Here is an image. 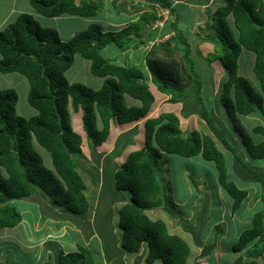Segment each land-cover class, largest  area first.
<instances>
[{
    "label": "trees",
    "instance_id": "obj_1",
    "mask_svg": "<svg viewBox=\"0 0 264 264\" xmlns=\"http://www.w3.org/2000/svg\"><path fill=\"white\" fill-rule=\"evenodd\" d=\"M156 1L137 20L117 31L105 32L100 24L91 23L68 41L62 40L56 29L43 26L28 13H20L14 22L0 30V72H17L27 78L30 87L27 100L37 111L31 117L18 114V93L0 88V230L16 228L22 223V214L13 201L30 199L38 189L69 212L81 215L89 211L87 185L78 170L83 137L73 127L71 106L76 113L82 111L87 145L96 150L108 139L112 123L128 124L147 117L156 99L150 88L149 73L159 92L168 95L171 102L184 98L188 86L200 84L190 42L196 14L188 11L183 14L185 3L182 2L177 8L173 0ZM30 4L47 18L64 15L92 18L104 8L105 0H30ZM163 10L169 11V19L163 27L154 28L163 20L160 15ZM185 14L189 17L185 18ZM211 19L215 32L210 37L200 36L198 42L213 43L218 59L228 72V80L220 87V98L227 113L232 117L256 112L264 116V0H224ZM179 24H184L187 31L181 30ZM216 24L218 30L214 28ZM168 34L172 35L163 40ZM135 43L144 46L154 43L143 68L134 65L129 56L124 58L130 64H118L103 55L109 46L127 51ZM244 48L255 55L253 71L262 92L239 73ZM177 52L182 54V61L176 57ZM76 55L90 61L91 74L103 79L100 88H88L68 80L66 72L74 64ZM201 88V84L197 86L196 94L200 112L195 113L205 118L220 142L242 163L240 167L246 170V176L264 183V178L241 161L223 132L215 128ZM126 96L138 104L128 105ZM252 132L262 135L263 139L258 143L252 139L245 142L246 148L252 159L263 160L264 125L254 126ZM34 141L51 155L52 169L46 166ZM119 152L117 149L114 155ZM165 153L185 158L201 156L213 162L220 185L233 199V213L248 197V191L229 179L225 155L212 134L197 130L184 132L179 116L174 113L146 119L144 145L130 152L113 173L115 188L133 196L119 209L123 248L139 253L146 243L147 263L187 264L191 254L189 243L171 233L163 219H152L147 214L161 205L167 209L172 202L161 178ZM222 230L218 227L219 233ZM211 242L208 255L216 246V242ZM232 249L241 253L232 264H245L246 258L247 264H264V209L254 214L251 225L240 233ZM58 264L96 263L91 248L78 245L76 250L61 251Z\"/></svg>",
    "mask_w": 264,
    "mask_h": 264
},
{
    "label": "rangeland",
    "instance_id": "obj_2",
    "mask_svg": "<svg viewBox=\"0 0 264 264\" xmlns=\"http://www.w3.org/2000/svg\"><path fill=\"white\" fill-rule=\"evenodd\" d=\"M140 1L137 0L136 4L132 5V9L131 7L127 9L129 12L118 9L117 2L105 0L104 8L96 17L64 15L47 18L37 13L30 0H0V30L14 22L22 12L34 15L43 26L56 29L64 41L86 30L91 23L100 24L105 32L117 31L125 24L136 20L140 11L148 9L146 3ZM198 1L192 0L194 4H199L196 3ZM125 2L131 4L133 0ZM223 4L224 0L215 1L214 8ZM185 10L186 8L183 9V14L187 11L190 14L199 13L197 6L189 5ZM184 17L189 16L185 14ZM181 25L187 31L185 25ZM214 28L218 30L217 24ZM200 36L204 37L203 34H199L198 38ZM165 39L166 37L163 38ZM190 42L193 49L192 58L197 65L202 87L201 96L215 128L223 132L226 141L237 152L241 161L264 178V159H252L246 148V143L251 139L254 143L262 141V135L253 133L252 128L256 125H264V116L259 112L248 116L240 114L230 116L220 98V87L222 88L228 80V72L215 53V45L214 48L212 46L202 48L203 54L208 56L205 59L198 44L193 39H190ZM135 45L130 48L133 52L120 51L109 46L103 51V55L118 64H130L127 58L132 55L133 64L143 68L144 56L152 48L153 43L146 47L138 43ZM125 55L127 58H124ZM181 55L176 53L179 61H182ZM254 60V53L244 48L240 57L239 73L248 79L258 92H262L253 71ZM66 77L71 83H79L93 89L100 88L103 84L102 78L91 74L90 61L80 55L75 56L74 64L67 70ZM149 84L157 99L147 117L124 127L112 123L108 140L96 150L90 149L87 145L81 118L82 111L76 113L72 106L70 107L73 127L83 137L78 170L87 185L85 192L90 201V209L86 214L81 215L69 212L54 204L51 198L41 191L33 199L13 201L14 207L22 214L23 221L16 228L0 230V264H58L62 250L73 251L78 249V245L91 248L96 264H149L145 259L148 252L146 243L136 254L123 248V229L120 227L119 209L126 202H130L133 196L130 192L118 191L115 188L113 171L122 165L130 151L144 145L146 119L158 117L163 113L178 115L184 132L188 133L196 129L201 133L212 134L225 155L229 179L241 189L247 190L248 197L233 213V199L220 185L213 162L206 161L201 156L185 158L177 154L165 153L161 162V178L172 202L168 204L167 209L161 205L148 210L147 214L152 219H163L171 233L182 236L189 243L191 254L187 264H232L241 255L240 252H234L232 247L240 233L251 225L254 214L264 209L263 181L246 176V170L240 167L242 163H238L233 152L220 142L205 118L195 113L200 112V102L196 95L197 86L200 84L188 86L185 89L186 96L179 101L168 100L169 102L165 104L163 97L159 95L161 92L152 80L150 81V77ZM0 88L14 89L18 93L19 100L16 107L18 114L24 117L37 114L27 100L30 87L25 76L17 72L11 74L0 72ZM126 103L133 105L136 100L126 96ZM120 132L121 135L118 136ZM34 144L43 156L46 166L52 169V157L49 152L37 142L34 141ZM107 145L112 147L111 151L110 148L106 150ZM117 149H120V152L114 155ZM217 226L223 229L220 233ZM211 241L216 242V246L211 248V254L208 255L207 248L212 245ZM248 261L249 259L246 258L245 264ZM155 264H163V262L157 261Z\"/></svg>",
    "mask_w": 264,
    "mask_h": 264
},
{
    "label": "crops",
    "instance_id": "obj_3",
    "mask_svg": "<svg viewBox=\"0 0 264 264\" xmlns=\"http://www.w3.org/2000/svg\"><path fill=\"white\" fill-rule=\"evenodd\" d=\"M113 2H114V0H112ZM126 0H117L116 2H117V5H119V8L118 9H122V10H125V11H127V12H129V10H127V9H130V7H131V9L133 8L132 7V5H135L136 3V1L137 0H133V3H131V4H128V2H125ZM215 1H219V2H221V0H199L198 2H196V3H199V4H194V2H192V0H173V2H174V5H175V7H177L178 8V3H180V2H182V3H185V5H183V9H185L186 8V10H187V8L189 7V5L190 6H192V7H194V6H197L198 8H199V10H198V14H196L195 15V22H194V24L191 26V30H192V32H191V39H193L194 40V42L196 43V44H198V46H199V50L202 52V55H203V57L205 58V59H207V55H204L203 54V50H202V48L204 47L205 49L206 48H210L211 46H212V48H214V44H212V43H210V42H202V43H200V42H198V35L199 34H203V36L204 37H210L211 35H213V33L215 32L214 31V29H213V27L211 26V23H212V14H213V12H214V10H215V8H214V3H215ZM124 2V3H123ZM140 2H145L146 4V6L148 7L150 4H152V3H154V4H156L157 3V1L156 0H141ZM140 2L138 3V4H140ZM189 5H188V4ZM217 3V2H216ZM136 9H138V8H136ZM185 10V11H186ZM143 11V10H142ZM142 11H140V13L142 12ZM206 11H208V12H206ZM210 12V13H209ZM22 13V12H21ZM140 15V14H139ZM160 15H162L163 16V21L162 22H166L168 19H169V12L168 11H162V13H160ZM139 16H137L136 18H138ZM137 20V19H136ZM134 21V20H133ZM1 24H3V22L1 23ZM124 26H126V24L124 25ZM123 26V27H124ZM1 27V26H0ZM179 28L181 29V30H185V28H183V26L181 25V24H179ZM121 29V28H120ZM172 34H168L167 36H166V39H168L170 36H171ZM193 37V38H192ZM144 47H146V46H144ZM149 50V49H148ZM130 51H132L133 52V50L132 49H128L127 50V52H130ZM137 51V50H136ZM149 52V51H148ZM210 53V52H209ZM208 53V54H209ZM126 56V55H125ZM132 55L131 56H129V58L130 59H132ZM144 57H146V56H144ZM255 61V60H254ZM222 68V67H221ZM222 70V69H221ZM149 76H150V80H151V74L149 73ZM153 92V91H152ZM159 95H160V97L162 98L163 97V99H164V104H165V102H169L168 100H169V97H168V95H166V94H163V93H159ZM165 96V97H164ZM155 98L157 99V96H155ZM156 99H155V101H156ZM167 100V101H166ZM138 104V101H136V103H134L133 105H137ZM150 113V112H149ZM193 115V114H192ZM178 116V115H177ZM191 116V115H190ZM82 118V117H81ZM150 118H154V117H150ZM180 118V117H179ZM132 123H134V122H132ZM132 123H128V124H118V123H116V125L118 124L119 126H126V125H129V124H132ZM113 125V124H112ZM194 130H196V129H194ZM193 131V130H192ZM110 133H111V131H110ZM123 133V132H122ZM208 134V133H207ZM121 135V132H120V134L118 135V136H120ZM110 136V135H109ZM109 138V137H108ZM108 140V139H107ZM106 140V141H107ZM144 143H145V139H144ZM105 144V143H104ZM103 144V145H104ZM102 145V146H103ZM109 145H111V143L109 144ZM108 146V145H107ZM143 146V145H142ZM101 146H99L98 147V149L100 148ZM110 148V146H108V148L106 149V150H108ZM138 149H140V148H138ZM138 149H133L132 151H135V150H138ZM105 150V151H106ZM112 150V147L110 148V151ZM99 151V150H98ZM105 151H101V152H105ZM131 152V151H130ZM129 152V153H130ZM99 153H100V151H99ZM128 156V155H127ZM127 156H126V158H127ZM126 158H125V160H126ZM124 160V161H125ZM111 171H113L112 169H111ZM113 173H114V171H113ZM41 190L40 189H38L37 190V192H36V194L33 196V197H31L30 199H33L35 196H37V195H39V192H40ZM41 193H43L42 191H41ZM44 194V193H43ZM29 200V199H28ZM114 234V233H113ZM87 244V243H86ZM134 254H136V253H134Z\"/></svg>",
    "mask_w": 264,
    "mask_h": 264
},
{
    "label": "clouds",
    "instance_id": "obj_4",
    "mask_svg": "<svg viewBox=\"0 0 264 264\" xmlns=\"http://www.w3.org/2000/svg\"><path fill=\"white\" fill-rule=\"evenodd\" d=\"M219 7V6H218ZM163 11H168V10H163ZM169 12V11H168ZM162 13V12H161ZM163 21V20H162ZM158 22L156 25H158V24H160V23H162L163 25L165 24L164 22ZM154 27V26H153ZM160 27H163V26H160ZM159 41V40H158ZM154 44V43H153ZM149 45V44H148ZM151 81V80H150ZM46 195V194H45ZM48 196V195H47ZM49 198H51V197H49ZM51 200H52V198H51ZM52 202L54 203V204H56V205H58V206H60L59 204H57L56 202H54L53 200H52ZM60 207H62V206H60ZM62 208H64V207H62ZM65 209V208H64ZM65 210H67V209H65ZM63 251V250H62Z\"/></svg>",
    "mask_w": 264,
    "mask_h": 264
},
{
    "label": "built area",
    "instance_id": "obj_5",
    "mask_svg": "<svg viewBox=\"0 0 264 264\" xmlns=\"http://www.w3.org/2000/svg\"><path fill=\"white\" fill-rule=\"evenodd\" d=\"M156 26H157V25H155V26H154V28H156ZM158 26H163V24H162V23H160V24H158Z\"/></svg>",
    "mask_w": 264,
    "mask_h": 264
}]
</instances>
